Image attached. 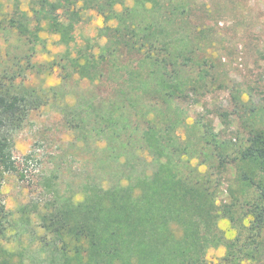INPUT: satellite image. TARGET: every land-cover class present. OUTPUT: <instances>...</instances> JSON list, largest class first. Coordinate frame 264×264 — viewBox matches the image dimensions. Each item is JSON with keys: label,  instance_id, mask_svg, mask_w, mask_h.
Segmentation results:
<instances>
[{"label": "trees", "instance_id": "16d2710c", "mask_svg": "<svg viewBox=\"0 0 264 264\" xmlns=\"http://www.w3.org/2000/svg\"><path fill=\"white\" fill-rule=\"evenodd\" d=\"M6 3L0 2V34L7 37L6 59L0 52V190L16 172L13 138L32 110L73 77L111 84L108 96L73 104L67 126L76 141L99 150L95 168L112 181L86 184L68 199L53 194L43 206L38 220L52 236L53 251L44 244L52 262L211 264L206 250L223 245L215 264H264V96L250 99L235 88L228 108L188 122L189 105L224 87L197 0ZM88 12L101 25L77 44L75 28ZM54 36L53 45L64 48L52 53ZM122 55L138 59L123 63ZM54 70L62 86L25 84L29 75ZM136 166L146 170L134 176ZM218 218L235 229L233 238H225ZM16 224L0 198V264H26L6 246Z\"/></svg>", "mask_w": 264, "mask_h": 264}, {"label": "rangeland", "instance_id": "374dc122", "mask_svg": "<svg viewBox=\"0 0 264 264\" xmlns=\"http://www.w3.org/2000/svg\"><path fill=\"white\" fill-rule=\"evenodd\" d=\"M0 2L7 4V0ZM197 3L200 6L197 19L199 17L200 24L212 30L213 43L208 47L217 76L224 87L204 97L201 105H189L186 114L188 122L201 114L214 117L215 107L228 108L232 100L231 92L235 88L239 93H244L243 97L249 96L250 99L264 96V0H197ZM100 25L101 19L95 13H86L84 20L75 28L76 43L94 36ZM54 41L56 36L48 41L51 52L63 50V46L53 45ZM0 52L2 58L6 59L7 37L1 34ZM120 59L133 65L138 58L122 55ZM59 82L60 74L54 70L29 75L25 84L45 87ZM59 85L62 86V83ZM58 89L55 98L29 113L24 127L14 136L12 155L16 172L6 175L0 190L5 209L17 222L11 229L6 246L21 254L26 264H59V260L52 262L50 254L52 236L39 226L38 220V214L52 200L53 194L67 196L68 199L70 195L79 193L86 184L112 181L106 171L95 168L97 162L93 153L99 154V150L96 151L91 144L76 141L67 126L73 104L93 96H108L111 84L98 87L73 77ZM215 124H218L216 119ZM141 167L136 166L132 174L136 176L142 168L146 170ZM20 220L26 225H21ZM216 224L225 238L236 235L226 219L218 218ZM45 243L51 244V247L45 248ZM54 251L59 259L55 248ZM224 253L223 245L210 248L205 252V259L211 264L219 263ZM242 264L255 262L244 261Z\"/></svg>", "mask_w": 264, "mask_h": 264}]
</instances>
